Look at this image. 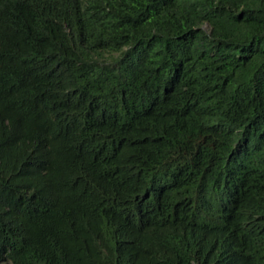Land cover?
<instances>
[{"label":"trees","instance_id":"16d2710c","mask_svg":"<svg viewBox=\"0 0 264 264\" xmlns=\"http://www.w3.org/2000/svg\"><path fill=\"white\" fill-rule=\"evenodd\" d=\"M0 264H264V0H0Z\"/></svg>","mask_w":264,"mask_h":264}]
</instances>
